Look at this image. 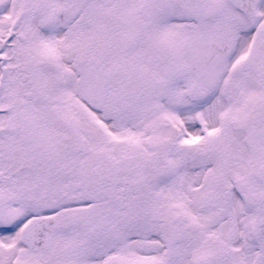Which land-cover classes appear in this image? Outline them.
<instances>
[{"label":"snow or ice","instance_id":"6c2138e0","mask_svg":"<svg viewBox=\"0 0 264 264\" xmlns=\"http://www.w3.org/2000/svg\"><path fill=\"white\" fill-rule=\"evenodd\" d=\"M0 264H264V0H0Z\"/></svg>","mask_w":264,"mask_h":264}]
</instances>
